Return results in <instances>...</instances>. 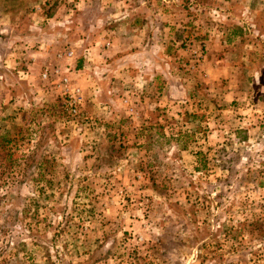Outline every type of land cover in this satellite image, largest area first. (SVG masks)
Here are the masks:
<instances>
[{
    "label": "rangeland",
    "instance_id": "obj_1",
    "mask_svg": "<svg viewBox=\"0 0 264 264\" xmlns=\"http://www.w3.org/2000/svg\"><path fill=\"white\" fill-rule=\"evenodd\" d=\"M4 132L0 264H264V0H0Z\"/></svg>",
    "mask_w": 264,
    "mask_h": 264
},
{
    "label": "trees",
    "instance_id": "obj_2",
    "mask_svg": "<svg viewBox=\"0 0 264 264\" xmlns=\"http://www.w3.org/2000/svg\"><path fill=\"white\" fill-rule=\"evenodd\" d=\"M5 134H3V136H1L0 138L2 139V142H7V143H9L10 142V138H9V136L7 135L8 133L7 132H4ZM0 155H2V156H5L6 155V153L4 152V148H1L0 149ZM7 156H10V157H12L13 155L12 154H10L9 152L7 153Z\"/></svg>",
    "mask_w": 264,
    "mask_h": 264
}]
</instances>
